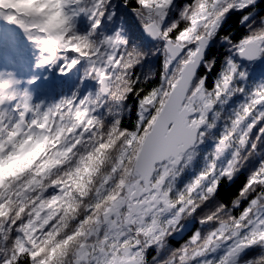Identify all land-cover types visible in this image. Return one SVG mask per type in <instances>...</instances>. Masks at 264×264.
Wrapping results in <instances>:
<instances>
[{"label":"snow or ice","instance_id":"obj_1","mask_svg":"<svg viewBox=\"0 0 264 264\" xmlns=\"http://www.w3.org/2000/svg\"><path fill=\"white\" fill-rule=\"evenodd\" d=\"M0 264H264V0H0Z\"/></svg>","mask_w":264,"mask_h":264}]
</instances>
